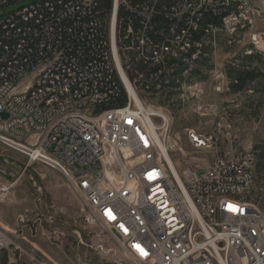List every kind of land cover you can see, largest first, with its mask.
Segmentation results:
<instances>
[{"label":"built area","instance_id":"obj_1","mask_svg":"<svg viewBox=\"0 0 264 264\" xmlns=\"http://www.w3.org/2000/svg\"><path fill=\"white\" fill-rule=\"evenodd\" d=\"M22 1L0 0V14ZM28 1L0 16V144L26 169L59 172L83 224L110 233L136 263L264 264V214L246 200L255 153L193 133L213 159L175 165L178 177L161 147L169 121L147 117L131 92L190 75L221 38L264 48V1ZM13 244L0 226V264L15 262Z\"/></svg>","mask_w":264,"mask_h":264},{"label":"rangeland","instance_id":"obj_2","mask_svg":"<svg viewBox=\"0 0 264 264\" xmlns=\"http://www.w3.org/2000/svg\"><path fill=\"white\" fill-rule=\"evenodd\" d=\"M31 3L22 1L0 16ZM259 27L264 29V22ZM205 55L190 75L139 97L147 109L167 116V147L180 172L213 159L211 152L193 147V133L220 139L222 150L253 151L256 180L246 200L264 214V48L249 44L247 37L236 46L221 38ZM216 68L224 71L220 80L213 75ZM244 71L254 72L255 80L233 90L236 74ZM27 164L25 156L0 144V226L14 237L12 264H139L110 233L83 224L81 199L59 172L40 164L26 169Z\"/></svg>","mask_w":264,"mask_h":264},{"label":"bare ground","instance_id":"obj_3","mask_svg":"<svg viewBox=\"0 0 264 264\" xmlns=\"http://www.w3.org/2000/svg\"><path fill=\"white\" fill-rule=\"evenodd\" d=\"M131 92H132L133 96L135 97V99H136V101H137L139 107L143 110V112L145 113V115H146L147 117H150L151 115H154V116H158V117H160V118H165V119L168 121L167 116L164 115L163 113L155 112V111H151V110L147 109V108L145 107V105L143 104V102L141 101V99L138 97V95H137L135 92H133V91H131ZM166 132H167V130H166ZM161 147H162L163 150L167 151V159H168V161L171 163V165L173 166L176 175L179 177L178 172H177V170H176V168H175V164H174V162H173V160H172V158H171V156H170V154H169V149H168V147L165 145L164 142H161Z\"/></svg>","mask_w":264,"mask_h":264},{"label":"trees","instance_id":"obj_4","mask_svg":"<svg viewBox=\"0 0 264 264\" xmlns=\"http://www.w3.org/2000/svg\"><path fill=\"white\" fill-rule=\"evenodd\" d=\"M108 4V2H107ZM256 76L254 75V72L244 71V72H238L236 74V80L237 83L232 87L235 91L242 90L245 85L251 80L254 81ZM261 159L260 161L264 162V155H260Z\"/></svg>","mask_w":264,"mask_h":264},{"label":"water","instance_id":"obj_5","mask_svg":"<svg viewBox=\"0 0 264 264\" xmlns=\"http://www.w3.org/2000/svg\"><path fill=\"white\" fill-rule=\"evenodd\" d=\"M3 116H4V118H8V115L7 114H4Z\"/></svg>","mask_w":264,"mask_h":264},{"label":"snow or ice","instance_id":"obj_6","mask_svg":"<svg viewBox=\"0 0 264 264\" xmlns=\"http://www.w3.org/2000/svg\"><path fill=\"white\" fill-rule=\"evenodd\" d=\"M142 254L146 255V253H143V251L141 250Z\"/></svg>","mask_w":264,"mask_h":264}]
</instances>
